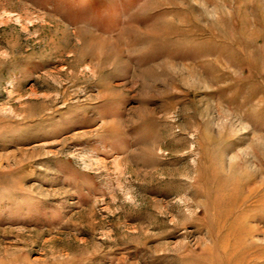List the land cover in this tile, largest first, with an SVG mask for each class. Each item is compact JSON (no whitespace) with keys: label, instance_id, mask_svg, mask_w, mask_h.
I'll list each match as a JSON object with an SVG mask.
<instances>
[{"label":"rangeland","instance_id":"1","mask_svg":"<svg viewBox=\"0 0 264 264\" xmlns=\"http://www.w3.org/2000/svg\"><path fill=\"white\" fill-rule=\"evenodd\" d=\"M0 264H264V0H0Z\"/></svg>","mask_w":264,"mask_h":264},{"label":"bare ground","instance_id":"2","mask_svg":"<svg viewBox=\"0 0 264 264\" xmlns=\"http://www.w3.org/2000/svg\"><path fill=\"white\" fill-rule=\"evenodd\" d=\"M261 153V152H260ZM260 155V154H259Z\"/></svg>","mask_w":264,"mask_h":264}]
</instances>
